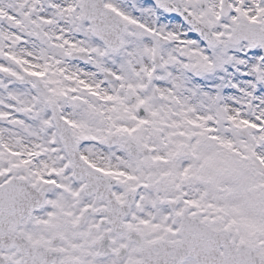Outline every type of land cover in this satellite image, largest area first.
Here are the masks:
<instances>
[{"label": "snow or ice", "instance_id": "obj_1", "mask_svg": "<svg viewBox=\"0 0 264 264\" xmlns=\"http://www.w3.org/2000/svg\"><path fill=\"white\" fill-rule=\"evenodd\" d=\"M0 264H264V0H0Z\"/></svg>", "mask_w": 264, "mask_h": 264}]
</instances>
